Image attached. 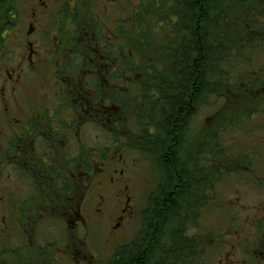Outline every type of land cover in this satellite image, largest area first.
<instances>
[{"label": "flooded vegetation", "instance_id": "af4514ba", "mask_svg": "<svg viewBox=\"0 0 264 264\" xmlns=\"http://www.w3.org/2000/svg\"><path fill=\"white\" fill-rule=\"evenodd\" d=\"M141 2L0 0V235L18 236L17 249L27 247V235L49 234L44 228L56 229L61 221L66 230L75 233L72 239L81 241L74 248L76 260L67 259L69 264H122L126 255L134 264L148 263L155 243L152 234L159 229L148 228L147 237L144 225L146 215L154 211L144 210L133 199L132 178L122 156L116 157L110 148L105 153L102 148L91 147L89 140L92 127L104 133L106 123L115 128L121 124L122 108L110 97L116 98L124 84H133L132 77H123L125 73L136 75L138 71L135 43ZM250 6L259 10L253 12L258 25H249L255 42L250 43L246 33L244 42L233 49L239 57L252 60L264 58V2ZM197 29L200 31L201 25ZM196 36L200 49L202 36ZM123 41L129 43L128 49ZM130 46L135 48L133 52ZM128 54L131 65L123 63ZM253 69H247V77L237 87L252 90L258 105L247 119L257 117L260 122L249 124V128L264 134V62L258 68L253 64ZM30 87L38 90L39 97L23 93ZM61 97L67 101L59 117L55 112ZM17 99L21 108L16 112ZM183 102L185 107L186 100ZM182 113L184 121L186 107ZM258 145L238 157L226 153L230 162L217 164L215 157L212 164H200L196 172L199 181L203 178L201 167L212 169L205 173L211 176L206 181L210 185L206 194L201 187L197 198H212L213 202L218 197L212 193L208 196V190L232 179L264 198V141ZM179 177L184 188L185 158ZM258 209L260 218L254 221L256 232L252 236L256 240L243 241L240 264H264V207H248L245 213ZM129 234L132 240L125 242ZM91 240L106 244L110 250L106 259L101 260L90 249ZM196 242L211 250L226 246V240L217 233ZM141 243L146 254L144 249H135ZM66 249L63 253L68 256ZM234 251L231 247L219 264H232ZM2 262L9 259L0 258Z\"/></svg>", "mask_w": 264, "mask_h": 264}, {"label": "trees", "instance_id": "16d2710c", "mask_svg": "<svg viewBox=\"0 0 264 264\" xmlns=\"http://www.w3.org/2000/svg\"><path fill=\"white\" fill-rule=\"evenodd\" d=\"M263 2L264 0H152V17L145 9H138V39L135 44L139 59L136 75L139 79L136 81L133 77L136 75L128 72L123 77L134 79L133 84L138 90L137 99L141 103L138 108L142 113L136 115L134 106H130L120 96L121 92L117 93L116 98H110L121 106L127 119L137 123L139 128L148 126L154 130L153 134L145 130L147 136L141 134L143 145L151 150L149 154L154 156L156 168L160 169V187L148 198L149 206L146 207L148 212L154 211V214L150 212L146 215L148 220L144 225V235L149 237L150 227L159 229L152 234L155 243L149 252L147 264L152 261L153 264H171L172 260L181 259L184 264H198L190 259L193 246L197 255H208V246L196 241L192 245L186 239L187 225L178 220L184 214L187 219H193L192 223L198 219L199 209L195 204L200 205L203 198H197V195L201 196V187L204 194L206 187L210 186L206 181L211 176L207 177L205 173L212 169L209 166L201 167L203 178L199 181L196 179V172L199 171L197 168L200 164L214 163V159L210 160L213 155L217 157V164L230 162L218 139L226 125L217 124L215 137L218 140L215 141V147L207 148L201 140L200 132L196 128L194 132L191 131L193 116L190 118V114H194L202 105H208L212 99L222 98V87L231 82L229 74L234 69H247L246 66L253 62L250 58L239 57V52L233 47L241 45L246 39L245 34H250V23L254 27L258 25L253 12L259 10L253 11L250 4ZM147 23H150L149 29ZM199 23L200 31L197 29ZM198 33L202 36L200 49L195 41ZM249 42H255L251 34ZM126 43L128 42L123 41V46L128 49L129 43ZM130 48L132 52L135 50L134 47ZM196 52L199 54L197 59ZM128 56L129 54L123 58V63L131 65L133 60ZM127 85L124 84L123 88L126 89ZM196 91H199L197 95ZM243 92L247 94V91ZM184 100L185 122L182 121ZM190 101L191 104H187ZM246 107L247 105L245 109ZM239 114L241 113L236 112V115ZM249 114L248 112L244 117L247 119ZM159 153H163L165 158H159ZM184 156L187 178L185 187L182 188L180 173L176 169L181 168ZM143 246L141 243L135 249L139 252L144 249L146 254V247ZM5 253H1L0 258H9V254ZM123 259L122 264H134L130 255Z\"/></svg>", "mask_w": 264, "mask_h": 264}, {"label": "rangeland", "instance_id": "374dc122", "mask_svg": "<svg viewBox=\"0 0 264 264\" xmlns=\"http://www.w3.org/2000/svg\"><path fill=\"white\" fill-rule=\"evenodd\" d=\"M259 1L262 2V0ZM133 2L136 4V1ZM137 8L139 10L142 8L145 9L148 14H150V17L154 16L152 0H142ZM147 27L149 29L150 23H147ZM252 60L257 68L264 62V58H260L259 56L254 57ZM246 61H249V59H246ZM253 64L251 66L250 63L246 68L254 70ZM247 69H234L229 74L231 81L230 85L222 87L224 91L222 92L223 97L217 100L212 99V101H209L208 105H202L194 114L192 113L193 115L190 114V118L193 116L191 118L193 122H190L191 131L194 132L197 129V131L200 132L201 140H203V144L206 145L207 148L215 147V141L219 139L221 147L226 150V153L230 155L235 154L237 157L259 146L258 144L260 141H264L263 133L256 131V129L249 128V124L259 123L260 120L256 117L253 118L252 121H247L244 117L258 105V102L253 99V95L251 94L252 90H248L247 94H244L243 90L237 87L241 80L247 77ZM248 72L252 71L249 70ZM136 76L133 75L134 79L138 81L139 78H136ZM231 87H233L234 90ZM33 88L35 87H30L28 88L30 90H25L23 93L27 94L30 98L36 99L39 97L38 90L36 92ZM120 92V96L124 98L130 106H134L133 110L136 112V115L142 113L138 108V105L141 103L137 99L138 90L134 84L127 85L126 89L123 88ZM60 100L57 99V111L55 112L59 117L62 116L64 112V103L67 101L65 97H61ZM68 102H70V100ZM246 105L247 107L245 109ZM20 108L21 102L17 99L14 109L17 112ZM236 112L241 114L236 115ZM186 120L187 118L184 122ZM189 120L190 119H188V121ZM120 121L121 124L116 126V128L106 123L104 133H101L100 130H98L99 128L92 127L90 129V145L91 147L102 148L105 153H107L110 148L116 157H119V155L122 156L123 165L129 168L128 173L132 178L130 193L133 199L138 201L145 210L147 207V199L155 194L160 187V180L158 178L160 169L156 168L155 160L153 159L154 156L149 154L151 150L146 148L145 144L143 145L142 138V135L147 136L148 134L145 133V130L151 131V134L154 133V130L148 126L139 128L137 123L127 119L124 112ZM212 123H216V125H212ZM217 124L226 125L224 130L220 132V137H218V139L215 137L218 131ZM120 142L122 144L115 145V143L118 144ZM162 156L163 153H159V158H162ZM215 157L216 156L213 155L210 157V160L215 159ZM176 170L180 173V168ZM207 193L208 196L212 193L218 198H213V202H210L212 198H203L201 200L202 203L200 207H198L200 210L198 211V219L196 218L194 223H192L193 219H187L185 214L178 221L180 223L183 222L185 226L187 225L186 239L191 244L195 243L196 239L207 238L209 240L212 233H217L226 240V246L217 250L210 249L207 256H203L202 253L197 255V250L193 246L192 249L194 248V251L190 252V259L192 262L198 264H219L220 262H224L226 254L230 252L232 247V249L235 250L233 255L234 262L232 264H240L242 260V243L246 239L250 240V238L256 240L255 237H252L255 236L256 232L254 230V221L260 218V209L253 214H246L245 209L248 207H264V198L253 195L250 189L241 187L240 184L233 179L224 181L215 187H211ZM237 196L240 198H235ZM236 200H238V202L235 204ZM58 224V228L56 227V229L48 228L47 230L44 228V231H48L49 234L34 235L33 237H35V239L31 235H27V247L23 249H17L18 243H20L19 241L21 240L17 239L18 236L13 235L5 237L4 235H0V248L7 249L4 251L0 249V254L4 252L9 254V258H3L9 259V262L2 263L69 264L70 262H68L67 259L73 258V260H76L74 248L77 247V245H81V241L72 239L75 233L71 232L69 229L66 230L65 225L61 221H59ZM175 225L177 226V224ZM177 232H175V235H177ZM131 238L132 236L130 237L129 234L125 242L131 241ZM7 245L11 247V249H8ZM37 245L43 248L39 249ZM68 245L69 248L67 250L66 248ZM128 245L126 244V246ZM91 246L92 248L90 249L97 254L101 260L106 259L109 255L110 250H108L109 248L106 247L105 243L91 240ZM65 249L69 254L68 256L63 253ZM55 257L57 259H54ZM171 264H184V261L182 259L176 261L172 260Z\"/></svg>", "mask_w": 264, "mask_h": 264}]
</instances>
